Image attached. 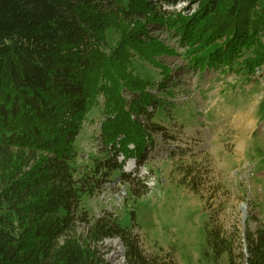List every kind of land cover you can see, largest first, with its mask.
Listing matches in <instances>:
<instances>
[{
  "label": "trees",
  "instance_id": "obj_1",
  "mask_svg": "<svg viewBox=\"0 0 264 264\" xmlns=\"http://www.w3.org/2000/svg\"><path fill=\"white\" fill-rule=\"evenodd\" d=\"M177 1L0 0V264H113L103 248L115 237L127 264H177L172 252L146 254L115 214L82 206L115 171L130 178L119 154L142 165L153 144L157 95L134 60L159 68L165 89L173 76L158 59L177 52L152 32L179 37L188 68L264 71V0H183L199 5L192 15L164 7ZM100 98L111 156L76 174V139ZM245 238L239 264H264V226ZM233 249L207 229L211 264H236Z\"/></svg>",
  "mask_w": 264,
  "mask_h": 264
},
{
  "label": "rangeland",
  "instance_id": "obj_2",
  "mask_svg": "<svg viewBox=\"0 0 264 264\" xmlns=\"http://www.w3.org/2000/svg\"><path fill=\"white\" fill-rule=\"evenodd\" d=\"M164 7L192 15L199 5L178 0ZM152 33L177 52L158 59L173 76L165 89L157 86L164 80L159 68L134 60L136 73L152 82L157 95L150 119L158 126L153 144L142 165L119 154L130 178L115 171L103 190L82 198V206L92 218L115 214L132 228L146 254L172 252L177 264H211L204 252L212 228L231 241L239 264L246 232L264 226V71L188 68L179 37ZM108 40L115 48L120 34L112 29ZM103 119L100 98L76 139V174L111 156L101 145ZM107 249L110 262L124 263L120 238L105 241L103 252ZM221 261H227L225 255Z\"/></svg>",
  "mask_w": 264,
  "mask_h": 264
},
{
  "label": "built area",
  "instance_id": "obj_3",
  "mask_svg": "<svg viewBox=\"0 0 264 264\" xmlns=\"http://www.w3.org/2000/svg\"><path fill=\"white\" fill-rule=\"evenodd\" d=\"M135 163H136V162H134V165H135ZM109 240H111V239H109ZM123 264H127V263L125 262V260H124V263H123Z\"/></svg>",
  "mask_w": 264,
  "mask_h": 264
}]
</instances>
